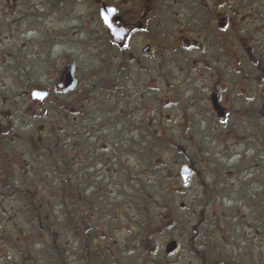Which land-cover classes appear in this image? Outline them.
Here are the masks:
<instances>
[{
	"label": "flooded vegetation",
	"instance_id": "af4514ba",
	"mask_svg": "<svg viewBox=\"0 0 264 264\" xmlns=\"http://www.w3.org/2000/svg\"><path fill=\"white\" fill-rule=\"evenodd\" d=\"M86 6L96 24L84 56L71 48L51 69L41 60L46 83L25 93L31 108L20 111L30 118L0 125V210L18 196L8 179L28 181L45 155L51 172L45 163L30 177L46 179L42 170L53 181L52 264H264V0ZM38 122L35 138L28 128ZM162 145L176 151L172 190L163 192L196 214L195 237L161 240L164 216L146 206L152 194L141 179L157 175ZM13 165L29 167L14 175ZM183 240L193 259L180 262Z\"/></svg>",
	"mask_w": 264,
	"mask_h": 264
},
{
	"label": "rangeland",
	"instance_id": "374dc122",
	"mask_svg": "<svg viewBox=\"0 0 264 264\" xmlns=\"http://www.w3.org/2000/svg\"><path fill=\"white\" fill-rule=\"evenodd\" d=\"M88 0H63L57 5L56 9H50L49 0H0V125H9L10 118L14 121L12 125L19 127L20 123L25 122L30 117H24L20 111L29 113L28 104L26 105L25 93L38 83V80L46 83V79L42 76L41 63L46 59L50 62L51 67L59 64L60 55H65L71 48L75 49L78 56H84L83 48L85 32L88 29L95 28V21L86 18L88 16ZM85 30V31H84ZM80 48V49H78ZM85 58V57H84ZM21 71V72H18ZM27 78V79H26ZM26 79V83L23 80ZM19 112L20 116L11 112ZM16 117V118H14ZM42 117H33V120H43ZM51 117H47L46 121H51ZM43 123L29 124V132L36 136L42 131ZM47 136H52V124L50 123ZM13 126V127H14ZM25 133V132H24ZM30 145H35V140H30ZM7 143V142H6ZM27 145V143L25 144ZM185 146V145H181ZM192 146V145H191ZM9 152L8 146H6ZM13 148L15 146L13 145ZM164 152L165 155L162 153ZM190 152V151H189ZM191 152L193 150L191 149ZM176 151L168 145H162L161 149H157L156 157V176L146 178L147 171H144L141 179V187L151 191L152 197L146 199V206H151L152 212L162 213L164 218L161 219L163 226L158 235L161 240L177 239L183 234L184 238L195 237L192 229L196 227V214L192 209L182 211L180 202L183 199L177 197H168L163 191L172 190L173 174L175 165L173 164V155ZM24 160H28L25 153L22 154ZM178 156H181L177 153ZM163 157L164 164L159 163V159ZM21 158H19L20 160ZM153 161V160H152ZM20 162V161H19ZM154 163V161H153ZM19 166V164H17ZM26 166L23 170H27ZM35 167L29 169L28 176H33L36 172ZM23 170L12 166V174H20ZM161 185V187H159ZM155 192V193H154ZM36 196V194H34ZM6 200L0 197V209ZM8 208L0 210V254L5 247L8 250L10 237L15 238L16 234L13 229L8 226H15L23 229L26 235H30L33 231L31 225L27 223L20 207L21 200L18 197L8 196ZM163 204L164 207L163 208ZM164 209V211H162ZM172 211V221L174 225L167 228L165 223L170 219L165 216ZM181 214L187 215V222L181 224L179 219ZM24 218V219H23ZM23 219V223H18ZM9 223V224H8ZM189 227H188V226ZM6 227V229L2 228ZM188 228V230H187ZM4 233V234H3ZM13 235V236H12ZM31 236V235H30ZM182 237V238H183ZM27 243L31 240L26 238ZM190 242V241H189ZM190 242L188 246L194 249L195 245ZM197 243V242H196ZM182 259H193L188 251L186 242L183 240ZM35 250H39V245L34 246ZM17 254L10 250L8 252V264H20L21 260ZM176 260L175 258H173ZM14 261V262H13ZM186 261V260H185ZM0 264H7L0 259ZM35 264H52L47 258L39 259V263Z\"/></svg>",
	"mask_w": 264,
	"mask_h": 264
},
{
	"label": "trees",
	"instance_id": "16d2710c",
	"mask_svg": "<svg viewBox=\"0 0 264 264\" xmlns=\"http://www.w3.org/2000/svg\"><path fill=\"white\" fill-rule=\"evenodd\" d=\"M50 9H54L62 3L63 0H49ZM21 72V71H18ZM24 82V80H23ZM48 156V155H47ZM45 163L51 164L52 158H48L45 155L41 157L36 163L37 168H42ZM42 174V177H50L44 171H39L38 175ZM43 179L42 181H34L29 176L28 181L20 180H10L8 179V191L18 195L17 197L21 200L20 207L24 216H26L27 223L32 226L31 230L35 231L28 236L24 233L23 229H19L15 226H8V229H13L16 234L15 238L10 237V242L8 244L9 248L13 250L20 258V264H35L39 263V259L47 258L51 262L54 257L53 250V238L54 228V193H53V181L50 179ZM36 194V196L34 195ZM24 219V218H23ZM23 219L18 223L22 224ZM9 224V223H8ZM13 236V235H12ZM26 238L31 240V242L26 241ZM39 245V250H35L34 246ZM14 262V261H13ZM53 263V262H52Z\"/></svg>",
	"mask_w": 264,
	"mask_h": 264
},
{
	"label": "water",
	"instance_id": "95a60500",
	"mask_svg": "<svg viewBox=\"0 0 264 264\" xmlns=\"http://www.w3.org/2000/svg\"><path fill=\"white\" fill-rule=\"evenodd\" d=\"M103 11H104V10H102V13H103ZM106 24L109 25V22L107 21ZM69 80H70V76H69V74H68V75L66 76V84H69ZM36 94H37V93L35 92V95H36ZM187 173H188V169H187V167H186V166L181 167V169H180V176L184 177V176H186ZM175 245H176L175 242H171V243H169V244H168V247H167V252L172 251L173 248L175 247Z\"/></svg>",
	"mask_w": 264,
	"mask_h": 264
},
{
	"label": "snow or ice",
	"instance_id": "6c2138e0",
	"mask_svg": "<svg viewBox=\"0 0 264 264\" xmlns=\"http://www.w3.org/2000/svg\"><path fill=\"white\" fill-rule=\"evenodd\" d=\"M105 22L107 23V17H105Z\"/></svg>",
	"mask_w": 264,
	"mask_h": 264
}]
</instances>
